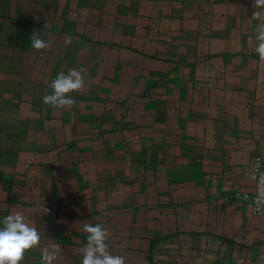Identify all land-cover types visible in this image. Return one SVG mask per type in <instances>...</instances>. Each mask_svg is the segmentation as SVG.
I'll return each mask as SVG.
<instances>
[{
    "label": "crops",
    "instance_id": "obj_1",
    "mask_svg": "<svg viewBox=\"0 0 264 264\" xmlns=\"http://www.w3.org/2000/svg\"><path fill=\"white\" fill-rule=\"evenodd\" d=\"M252 0H0V217L41 234L19 264H81L84 223L126 264H264V61ZM50 40L36 51L30 34ZM252 39H249V37ZM81 69L72 106L42 102ZM51 209L38 216L33 209ZM55 264V262H54Z\"/></svg>",
    "mask_w": 264,
    "mask_h": 264
},
{
    "label": "clouds",
    "instance_id": "obj_2",
    "mask_svg": "<svg viewBox=\"0 0 264 264\" xmlns=\"http://www.w3.org/2000/svg\"><path fill=\"white\" fill-rule=\"evenodd\" d=\"M252 6L255 8L252 18L258 21L253 33L256 41L254 52L264 61V0H252ZM29 38L31 48L36 51L46 49L51 43L38 31H33ZM83 85L81 69L72 68L67 73L58 72L50 84L52 91L42 97V102L52 108L72 106L75 99L70 93L80 90ZM258 167L259 162L253 165L254 169ZM257 200H264V196H258ZM257 211H260L259 204ZM33 212L40 217L48 215L51 209L42 205L34 208ZM82 231L87 235L81 248V264H126L125 256L113 255L109 251V234L102 224L84 223ZM40 240V232L22 213L14 212L0 217V264H19L25 252L37 246ZM61 258L59 244H51L40 257L42 264H58Z\"/></svg>",
    "mask_w": 264,
    "mask_h": 264
},
{
    "label": "built area",
    "instance_id": "obj_3",
    "mask_svg": "<svg viewBox=\"0 0 264 264\" xmlns=\"http://www.w3.org/2000/svg\"><path fill=\"white\" fill-rule=\"evenodd\" d=\"M259 162L258 168H252V177L254 180L253 192L250 195H243L246 201L249 202L253 212L255 214H261L264 212V200H257L258 196H264V166L256 159L255 163ZM259 204L260 211H257V205Z\"/></svg>",
    "mask_w": 264,
    "mask_h": 264
}]
</instances>
